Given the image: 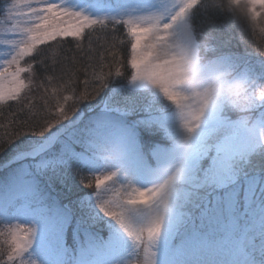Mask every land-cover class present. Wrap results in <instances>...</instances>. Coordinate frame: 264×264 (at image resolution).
I'll return each instance as SVG.
<instances>
[{
  "label": "snow or ice",
  "instance_id": "obj_1",
  "mask_svg": "<svg viewBox=\"0 0 264 264\" xmlns=\"http://www.w3.org/2000/svg\"><path fill=\"white\" fill-rule=\"evenodd\" d=\"M237 10L264 40V0H0V264H264V47L196 22Z\"/></svg>",
  "mask_w": 264,
  "mask_h": 264
},
{
  "label": "trees",
  "instance_id": "obj_2",
  "mask_svg": "<svg viewBox=\"0 0 264 264\" xmlns=\"http://www.w3.org/2000/svg\"><path fill=\"white\" fill-rule=\"evenodd\" d=\"M224 3L225 7L228 5V0H221ZM237 16L239 18L238 24H233L232 19L228 16L227 13H216L210 11L208 15L205 17L203 15L197 18V24L203 23V32L204 36L200 37L203 42L208 43L209 45L218 48L221 51H231L235 53H243L245 48L249 52L254 53L256 51L257 45L264 47V40H261L259 35H253L252 28L249 27L246 23L247 17L246 15L237 10ZM262 26H264V20L261 21ZM241 26L247 28V31L244 33V40L247 43L241 42ZM127 46L123 49L126 52ZM43 55L48 56L50 59L46 61V63L51 64L52 52L47 48L43 49ZM32 58H29V61ZM39 59V58H37ZM258 59V57H253V60ZM35 71L37 73V81L43 77L44 69L37 63L35 66ZM48 74H51L49 71ZM31 97L35 99L37 106H40V97L44 95L43 90L34 87L32 92L29 94ZM17 107L16 105H11V108L14 109ZM7 113V109H6ZM0 122H3V118H0ZM3 157H0V162L3 161ZM77 187H82L78 183V178L75 181ZM90 189H82L80 192H76L74 189L73 199L78 195H84L89 193Z\"/></svg>",
  "mask_w": 264,
  "mask_h": 264
}]
</instances>
